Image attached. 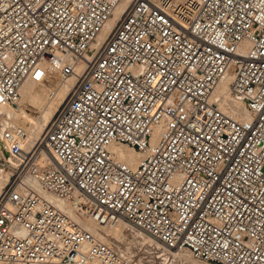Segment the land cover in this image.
<instances>
[{"label":"built area","instance_id":"obj_1","mask_svg":"<svg viewBox=\"0 0 264 264\" xmlns=\"http://www.w3.org/2000/svg\"><path fill=\"white\" fill-rule=\"evenodd\" d=\"M118 1L0 0V110L25 79L76 78L29 148L23 127L0 128V263L135 264L89 218L264 264V0H130L91 49ZM228 71L243 118L213 95Z\"/></svg>","mask_w":264,"mask_h":264},{"label":"bare ground","instance_id":"obj_2","mask_svg":"<svg viewBox=\"0 0 264 264\" xmlns=\"http://www.w3.org/2000/svg\"><path fill=\"white\" fill-rule=\"evenodd\" d=\"M129 1L130 0H119L115 4L110 15L108 16L107 20L103 24L101 30L96 35V37L92 43L91 49H95L101 43V41L105 38V36L109 33V31L112 29V27L114 26L118 17L124 11L125 7L129 3ZM87 56H89V54ZM83 67H84V63H80L79 65H77L75 67V69L77 71H80ZM231 76H232V71H228L224 75V77L215 86V88L213 90V95L218 96L220 98L219 94H225V97L223 98V103L225 102L228 105L229 101H230L232 103V105H231L232 112L238 118H243L244 116L247 115V112L243 109L242 104L238 100L231 98L227 92V87H228V83L231 79ZM75 79L76 78L73 76H68L66 78H59V79L55 78V79H53L52 82H50L48 84L45 82L44 83L34 82V81L29 80V79L23 80L19 86V97H18L17 101L15 102V104L6 107L3 110H0V116H1V120H0L1 126L0 127H6V126H12V125H17V126L23 127L25 132H27L29 134L28 138H29L30 142L27 143V145H26V147L29 148L35 141L38 140L37 139V140L31 141L39 133V130H40L39 121H40V119H43V116H44L43 114L48 109L55 108L56 104L52 101L56 100V98L60 99L63 96H65L66 92L67 91L69 92V90L72 89V87H73L72 84L75 82ZM43 99L46 100V102L44 101V103H42L41 106L37 105L39 107L37 108L36 111H33V109H31V108L36 107V106L34 107L33 104L34 105L37 103L39 104L41 101H43ZM28 106H30V108H27ZM47 126L45 128H47ZM43 131H45V129ZM25 141H26V137H25ZM31 142H33V143L31 144ZM0 143H1V141H0ZM112 149L117 150L116 158H118L120 160H125L129 164H133V163L129 162L128 160H126V158H125L126 153L123 151L125 149H127V150L133 149L132 147L116 144V145L112 146ZM133 150H135V149H133ZM40 157H41V159H43L44 162L50 160L49 155H48V153H46V151L41 153ZM16 164H17V161L11 160L12 166H16ZM5 180H6V175L2 174V176L0 177V191H1L2 187L4 186ZM52 199L53 200L55 199L56 204L61 209L65 210L71 216L75 217L73 212L68 210V206H67L66 202H64L60 199H56V198H52ZM87 219H89V218H83V220L80 223L86 229L92 231L93 233H96V230L91 227L92 224H88L89 222ZM90 221H92V220L90 219ZM92 222L95 223L94 221H92ZM96 225L103 226V227L104 226L105 227L114 226L112 230L110 229V232L104 233V235L105 234L108 235L107 237H109L110 239L111 238H117V239L123 240V242L125 241V239H126V241L129 240V242L127 241V243H130L131 245L132 244L134 245L135 243H139L140 245H138V246L143 247L150 242H154L153 245H155L158 249L166 251V252H172V253L179 254V252H181V251H188L185 248H180V249L164 248V247L160 246L158 243H156L148 235L146 236V234L143 233L142 231H139L137 228L132 227L129 223L127 224L126 221L123 219H117L114 223H112L110 225H99V224H96ZM129 225H130V227H129ZM126 229H128V230H126ZM129 229L139 231L140 233L139 232H132L134 236L129 238V236H131V234H132V233H130V235L127 236V234L130 231ZM102 232H101V234H102ZM109 238H106V239H109ZM134 246L138 247L136 245H134ZM123 252H125V251L123 250ZM0 264H5V263H0ZM14 264H20V263H14ZM54 264H56V263H54Z\"/></svg>","mask_w":264,"mask_h":264},{"label":"rangeland","instance_id":"obj_3","mask_svg":"<svg viewBox=\"0 0 264 264\" xmlns=\"http://www.w3.org/2000/svg\"><path fill=\"white\" fill-rule=\"evenodd\" d=\"M67 93H68V91L66 92L65 96H63L62 98H60V99L56 98V100L52 101L56 104L55 108L48 109L47 111H45V113L43 114L44 115L43 119H40V121H39V123H40L39 124V126H40L39 133L31 141L37 140V139L39 140V138L44 133L43 130L44 129L46 130L45 127L50 123V121L52 120V118L54 117L56 112L59 110L62 103L65 101V99L67 97ZM219 95H220V99H221L222 108L224 106L228 110L232 111L231 110L232 103L230 101H229L228 105L225 102L223 103V98L225 97V94H219ZM44 101L46 102V100L43 99V101H41L39 104L38 103L35 105L33 104V106L34 107L36 106V107L31 108V109H33V111H36L37 108L39 106H41L42 103H44ZM37 105H39V106H37ZM27 108H30V106H28ZM28 135L29 134L26 132L25 145H27V143L30 142ZM32 143L33 142H31V144ZM2 148H3L2 143H0V149L2 150ZM123 151L126 153L125 154L126 160H128L131 163H134L136 161L137 156L139 155V153L133 149H128V150L125 149ZM87 220L89 222L88 224H92L91 227L96 230L95 234H97L106 243L114 244L121 251L124 250L125 253H127L129 256H133L132 258L135 261V264H205V263L206 264H215L211 261H207L204 259L193 257L188 251H181V252H179V254H176V253L166 252V251L160 250L155 245H153L154 242H150L143 247L138 246V245H140L139 243H135L134 245L138 246V247H135L133 244L131 245L130 243H127V241L129 242V240L126 241V239H125L126 242L125 241L123 242V240H120L117 238H111L110 239L109 237H107L108 235H106V234L104 235V233L110 232V229L112 230L114 226H112V227H110V226L109 227L98 226L95 223H93L92 221H90V219H87ZM129 227H130V225H129ZM126 230H128V229H126ZM101 232H102V234H101ZM132 232H139V231L130 230L129 233L127 234V236L130 235V233H132ZM133 236L134 235L132 233L131 236H129V238H131ZM106 238H109V239H106Z\"/></svg>","mask_w":264,"mask_h":264},{"label":"water","instance_id":"obj_4","mask_svg":"<svg viewBox=\"0 0 264 264\" xmlns=\"http://www.w3.org/2000/svg\"><path fill=\"white\" fill-rule=\"evenodd\" d=\"M1 126V125H0ZM0 128H2V127H0ZM3 155H4V157L7 159L8 158V155L5 153V152H3Z\"/></svg>","mask_w":264,"mask_h":264}]
</instances>
